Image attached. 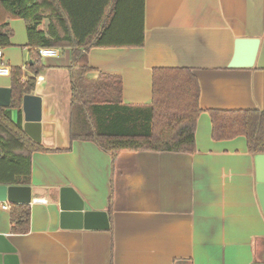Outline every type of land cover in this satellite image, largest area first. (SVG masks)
<instances>
[{"label":"crops","instance_id":"1","mask_svg":"<svg viewBox=\"0 0 264 264\" xmlns=\"http://www.w3.org/2000/svg\"><path fill=\"white\" fill-rule=\"evenodd\" d=\"M3 13L0 11V18ZM10 45L2 61L35 78L41 98L40 145L32 152L29 231L11 233L0 202V234L14 248L9 264H251L264 251L258 168L247 140L215 139L211 110L264 112V0H143L144 43L95 47L87 63L117 76L121 101L147 107L154 70L186 68L198 81L199 113L193 153L121 151L71 140L70 47L41 57L32 74L26 22L7 20ZM48 20L40 24L44 30ZM258 38L252 67H228L237 38ZM0 76V88L12 89ZM9 109L12 121L23 114ZM36 143V142H35ZM56 150V151H55ZM26 154V151H21ZM72 187L84 210L104 211L106 229L60 227L59 190Z\"/></svg>","mask_w":264,"mask_h":264},{"label":"trees","instance_id":"2","mask_svg":"<svg viewBox=\"0 0 264 264\" xmlns=\"http://www.w3.org/2000/svg\"><path fill=\"white\" fill-rule=\"evenodd\" d=\"M0 11V48L11 44L7 20L26 22L30 48L26 68L32 74L43 68L38 48H71V140L94 142L112 156L121 151H195L200 89L189 69L154 70L153 100L147 107L122 103L117 76L99 72L95 79L88 77L93 70L87 63L89 49L143 45V0H0ZM45 19L48 24L42 30L39 26ZM10 75V108L20 113L22 97L32 93L35 78L21 68L11 69ZM209 112L215 139L242 135L250 152H264V112ZM40 151L54 149L35 143L23 131L21 119L12 121L9 109L0 107V185L28 186L30 154ZM8 207L11 233L26 234L29 204Z\"/></svg>","mask_w":264,"mask_h":264},{"label":"water","instance_id":"3","mask_svg":"<svg viewBox=\"0 0 264 264\" xmlns=\"http://www.w3.org/2000/svg\"><path fill=\"white\" fill-rule=\"evenodd\" d=\"M258 38H237L234 42V52L228 67H252L257 55ZM11 89L0 88V107H9ZM21 110L23 114V131L36 143L41 139V98L35 94H25L22 97ZM258 168L257 193L264 213V154L255 156ZM30 186L0 185V202L9 204H30ZM59 220L60 227H77L90 229H106L109 226L107 214L104 211L84 210V203L72 187H61L59 190ZM14 248L0 234V264H9L8 256ZM251 264H264V251L260 258Z\"/></svg>","mask_w":264,"mask_h":264},{"label":"built area","instance_id":"4","mask_svg":"<svg viewBox=\"0 0 264 264\" xmlns=\"http://www.w3.org/2000/svg\"><path fill=\"white\" fill-rule=\"evenodd\" d=\"M40 57H53L58 54V49L54 47H40L37 49ZM3 52L0 48V76H9L11 74V67L2 61ZM3 208H8V205L3 204Z\"/></svg>","mask_w":264,"mask_h":264}]
</instances>
